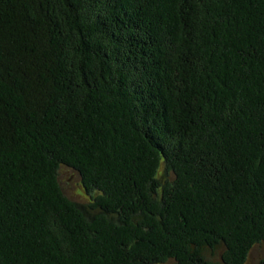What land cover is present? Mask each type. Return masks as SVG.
I'll use <instances>...</instances> for the list:
<instances>
[{
	"label": "trees",
	"instance_id": "16d2710c",
	"mask_svg": "<svg viewBox=\"0 0 264 264\" xmlns=\"http://www.w3.org/2000/svg\"><path fill=\"white\" fill-rule=\"evenodd\" d=\"M257 245L264 0H0V264H244Z\"/></svg>",
	"mask_w": 264,
	"mask_h": 264
},
{
	"label": "rangeland",
	"instance_id": "374dc122",
	"mask_svg": "<svg viewBox=\"0 0 264 264\" xmlns=\"http://www.w3.org/2000/svg\"><path fill=\"white\" fill-rule=\"evenodd\" d=\"M163 170V166L159 168V173ZM58 180L64 195L79 205L86 206L88 204V195H85L81 187L80 179L72 170L62 167L58 170ZM223 249L217 247L213 250L204 252L205 258L212 264H223L221 256ZM244 264H264V245H257L250 251Z\"/></svg>",
	"mask_w": 264,
	"mask_h": 264
}]
</instances>
